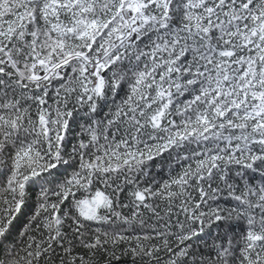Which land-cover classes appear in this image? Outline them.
<instances>
[{
    "label": "snow or ice",
    "instance_id": "6c2138e0",
    "mask_svg": "<svg viewBox=\"0 0 264 264\" xmlns=\"http://www.w3.org/2000/svg\"><path fill=\"white\" fill-rule=\"evenodd\" d=\"M0 264H264V0H0Z\"/></svg>",
    "mask_w": 264,
    "mask_h": 264
}]
</instances>
